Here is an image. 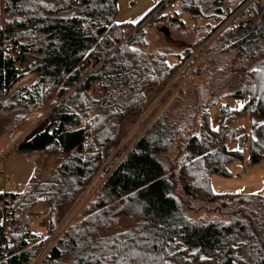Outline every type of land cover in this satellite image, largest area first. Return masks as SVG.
I'll return each instance as SVG.
<instances>
[{"label":"trees","instance_id":"1","mask_svg":"<svg viewBox=\"0 0 264 264\" xmlns=\"http://www.w3.org/2000/svg\"><path fill=\"white\" fill-rule=\"evenodd\" d=\"M246 1L176 0L179 14L204 23L172 62L167 53L149 50L144 24L160 33L167 26L169 36L171 28L192 29L182 20L166 22L167 11L157 4L133 24L115 21L118 0H0V114L18 112L20 122L51 107V120L6 152L37 159L24 189L0 193L11 198L5 210L13 211L0 222V264H264V195L216 193L211 185L212 175L230 177L227 164L243 162L245 152L254 165L264 151V0H255L214 40L187 79L226 42L243 62L258 61L224 95L246 98L244 105L223 104L216 129L205 107L184 122L181 113L168 114V106L123 157L101 169L126 134L124 119L139 118ZM97 53L108 56L81 81L82 63ZM25 58L26 72L16 71L15 61L21 66ZM26 73L35 76L28 86L20 84ZM91 87L106 92L94 96ZM240 117H248L249 130L231 124ZM54 120L59 124L51 128ZM234 138L239 148L230 150L226 141ZM99 175L92 198L50 245ZM192 201L211 206L214 216H188ZM37 207L46 210L43 236L30 230L27 213ZM122 218L130 228L120 229Z\"/></svg>","mask_w":264,"mask_h":264},{"label":"rangeland","instance_id":"2","mask_svg":"<svg viewBox=\"0 0 264 264\" xmlns=\"http://www.w3.org/2000/svg\"><path fill=\"white\" fill-rule=\"evenodd\" d=\"M156 5L155 0H118L117 2V14L115 21L117 23H138L154 6ZM181 17L186 20L187 15H181ZM196 17V16H194ZM197 26L202 25L204 22L200 21L197 17ZM145 25L147 39L149 40V50L165 52L168 54L170 61L175 62L177 60V55L182 54L183 51L192 44L199 32L197 29L192 30H177L171 28L169 40L166 41L163 34L160 33L155 26L149 27ZM201 35V34H200ZM224 45L221 50L216 48L212 51L206 58L205 61L200 63L198 71L195 72L186 82L182 91L175 95V100L173 97L167 99L166 96L159 98L163 89L154 94L153 98L149 99L147 104L150 106L153 102L151 100L157 99V103L154 106L155 110H159L147 123H143L140 128L135 130L132 134H129L133 124L138 120L135 115H131L124 119L122 122V132L125 131V136L122 138L121 142L117 147L113 149L109 158L103 165L101 169H104L108 161L114 157H123V155L132 147L135 140L146 132V130L151 126V124L161 115L162 112L169 106L168 114H175L179 112L182 114V118H185L184 122H188L190 118L198 115L199 109L206 108L209 109L210 123L211 126L215 128L217 122L215 120L214 112L216 111L219 115L220 108L223 104L231 103L233 98H224V95L236 90L243 82L244 71L256 64L258 61L246 60L242 61L238 57L235 49H231L230 45ZM264 55V49L263 54ZM30 64V59L25 58L21 64L20 70H27ZM35 79V76L26 73L24 77L20 80V84L28 86ZM19 84V85H20ZM18 85V86H19ZM175 100V101H174ZM212 102L215 104L209 105ZM51 107L49 104L45 105L39 112V116H30L27 119L17 122L16 115L18 112H13L5 116L6 112L0 114V157L4 156L0 160V193L3 192V170L4 177L8 179L5 183L8 190L13 191L17 183H20L15 179L17 174H24L28 170L29 177L31 175L34 163L36 162L37 155L30 154L28 159L26 153H20L16 151H10L6 154L8 150L12 147L20 145L26 136L30 134L36 126L44 121L50 119ZM19 114V113H18ZM153 115V114H152ZM145 120V121H148ZM233 126H246L248 124V118L240 117L232 120ZM192 121L188 124H191ZM187 124V123H186ZM226 146L230 150H237L239 148L237 139H229L226 141ZM246 152L244 153L243 162H233L227 164V168L231 173L230 177H221L218 175L211 176L212 189L216 193H251L260 192L263 189L264 180V151L261 155V161L256 164V166L250 165L248 160L245 158ZM7 161L4 168V161ZM106 165V166H105ZM255 165V164H254ZM25 175V174H24ZM103 175H99V178L93 181L92 185L84 192L82 197L76 203L74 208L66 217V225L72 222L75 217L79 214L80 210L85 206V204L92 198L96 189L102 182ZM28 181V180H27ZM27 181L24 184H19L20 189H24L27 185ZM192 209L188 212V216L195 220L207 219L214 216L210 210L211 206L201 205L198 201H192ZM36 212H41V207H37ZM2 221V211L0 210V222ZM30 230L39 236H43L44 231V220L43 218L29 219ZM131 227V222L127 219L122 218L120 221V229L125 230Z\"/></svg>","mask_w":264,"mask_h":264},{"label":"built area","instance_id":"3","mask_svg":"<svg viewBox=\"0 0 264 264\" xmlns=\"http://www.w3.org/2000/svg\"><path fill=\"white\" fill-rule=\"evenodd\" d=\"M157 4V10L165 9L166 22L170 23L173 20H182L184 21L186 29H193L197 27V20L194 16H189L186 20H184L179 12L176 9V0H155ZM255 0H247L245 3H243L234 13L231 14V16L223 22L202 44L201 46L194 52V54L191 56V58L185 63V65L178 70L173 78L169 81V83L166 85L165 88H163V91L159 98H162L163 96L167 99L174 98L175 95L179 92V90L182 88V86L186 83L188 77L190 76V73L192 72L194 66L200 59V57L207 51V49L210 47V45L214 42V40L228 27L231 23H233L237 18H239L243 12L247 10V8L254 2ZM133 30H128L126 33L127 35L131 34ZM9 56L13 55V51L9 50L7 53ZM108 55L97 53L94 55L93 59L91 61H86L82 63L81 68V81H85L87 77L95 70L97 69L107 58ZM193 59H196L192 66H189L191 64V61ZM20 63L19 61H15L14 69L16 71H20ZM91 94L94 96H102L106 90L103 88H97V87H91L90 88ZM158 98L153 99L151 102H153L148 108L144 110V112L140 115L138 120L133 124L129 134H132L140 128V126L143 123L149 122V120H152L154 116H156L157 112L160 110H155L154 106L157 103ZM153 114V115H152ZM149 118V120H148ZM148 120V121H145ZM59 124L58 120H54L51 122V128L56 127ZM143 134V133H142ZM141 134V135H142ZM140 135V136H141ZM139 136V137H140ZM138 137V138H139ZM137 139L135 140V142ZM3 156L0 157V159ZM10 197H3L0 199V210L2 211V216L5 219L10 218V215L13 213L11 210H5V205L7 202H10ZM38 210L33 209L27 213V215L34 219L43 218L46 215V210H41V212H36ZM15 214H19V211H15ZM67 219V218H66ZM66 219L63 222V224L59 227L56 234L52 237L50 245L57 239L58 235L62 232V230L68 225H66ZM11 232L9 228L4 229V234L8 235ZM58 233V235H57Z\"/></svg>","mask_w":264,"mask_h":264},{"label":"crops","instance_id":"4","mask_svg":"<svg viewBox=\"0 0 264 264\" xmlns=\"http://www.w3.org/2000/svg\"><path fill=\"white\" fill-rule=\"evenodd\" d=\"M245 101H246V98H243V99H236V98H233V100L231 101V103H229L228 102V106L230 107V108H232V109H238V108H241L243 105H244V103H245ZM208 113H209V110H208ZM217 115V113H216V111L214 112V116H215V120H216V122H217V125H218V119H219V115L218 116H216ZM246 118H248V117H246ZM232 122L233 121H231V124H232ZM217 125L215 126V128L214 129H216L217 128ZM242 127H244L246 130H249V119H248V124L246 125V126H244V125H242ZM34 156V154H31V156ZM27 157H28V159L30 158V154H27ZM248 157H249V155H248V153H246V155H245V158H246V160H248ZM4 158V156L1 158V159H3ZM0 159V160H1ZM6 163H7V161L5 160L4 161V168L6 169L7 168V166H6ZM258 164V163H257ZM253 166H256V164L255 165H253ZM25 173V175L22 173V174H17L16 175V177H15V179L17 180V181H19L20 183H17L16 184V186H15V189L13 190V191H10V189L8 190V188L6 187V181H8V179L6 178V177H4V170H3V172H2V174H3V186H4V189H3V192H1V193H12V192H18V191H20L21 189V187H19V184H24V182L25 181H27L28 179H29V173H28V170H26V171H24ZM211 182H212V180H211ZM262 186H263V189H262V191H260V192H251V194H260V195H264V180H263V184H262ZM2 219H3V216H2Z\"/></svg>","mask_w":264,"mask_h":264},{"label":"water","instance_id":"5","mask_svg":"<svg viewBox=\"0 0 264 264\" xmlns=\"http://www.w3.org/2000/svg\"><path fill=\"white\" fill-rule=\"evenodd\" d=\"M160 31H161L162 33H164L165 36H169V30H168V27H167V26H162V27L160 28Z\"/></svg>","mask_w":264,"mask_h":264}]
</instances>
